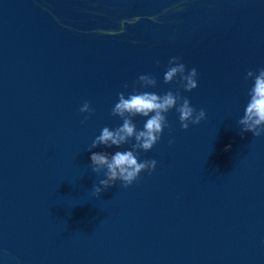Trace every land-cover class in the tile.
I'll return each mask as SVG.
<instances>
[{"label":"water","instance_id":"obj_1","mask_svg":"<svg viewBox=\"0 0 264 264\" xmlns=\"http://www.w3.org/2000/svg\"><path fill=\"white\" fill-rule=\"evenodd\" d=\"M171 57L196 90L163 82ZM260 67L264 0H0V264H264V137L237 123ZM141 74L207 119L168 113L156 171L98 197L92 152L129 146H88Z\"/></svg>","mask_w":264,"mask_h":264},{"label":"clouds","instance_id":"obj_2","mask_svg":"<svg viewBox=\"0 0 264 264\" xmlns=\"http://www.w3.org/2000/svg\"><path fill=\"white\" fill-rule=\"evenodd\" d=\"M198 71L196 68L188 69L180 57H171L163 74L165 84L179 83L183 92H192L198 88ZM246 81H252L248 90V102L244 115L238 120L241 135L251 133L254 138L264 137V67L249 69L245 74ZM136 87L132 92L118 93L117 102L111 109V115L119 118L122 123L115 128L105 126L100 134L95 136L88 150L101 145L117 149L129 147L114 154L107 152H92L91 170L97 176L103 175L92 191L100 197L103 191L116 186L117 182L124 188L132 186L147 172L154 173L158 167L156 159L141 160L140 154L151 152L161 141L165 129H171L168 113L175 111L178 114L180 127L188 131L192 125H200L207 119L205 109L197 110L192 106L190 99L184 96L180 89L168 90L163 94L148 91L158 87V80L151 74H141L137 77ZM127 89L128 85H124ZM84 119L82 125L95 114L91 103L85 101L80 109ZM144 118L142 128H138L135 118ZM171 147L175 141L169 139Z\"/></svg>","mask_w":264,"mask_h":264}]
</instances>
